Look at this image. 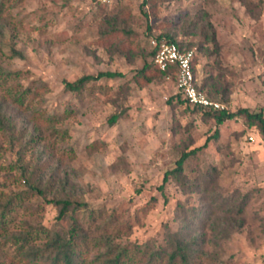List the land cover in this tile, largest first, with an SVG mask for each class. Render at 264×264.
Returning <instances> with one entry per match:
<instances>
[{
  "label": "rangeland",
  "instance_id": "374dc122",
  "mask_svg": "<svg viewBox=\"0 0 264 264\" xmlns=\"http://www.w3.org/2000/svg\"><path fill=\"white\" fill-rule=\"evenodd\" d=\"M2 3L0 72L20 75L0 80V200L30 185L46 197L34 194L12 214L0 234V264H24L19 235L39 226L67 232L71 215L91 243L157 249L168 232L181 231L195 239V264H264L258 125L243 115L218 124L181 103L174 74L152 64L150 42L167 35L193 49L196 83L218 110L264 115V0ZM99 72L117 75L78 93L65 89V81ZM39 86L22 107L12 101V89ZM205 143L175 171L184 151ZM51 198L87 206L59 219ZM90 242L87 260L100 264Z\"/></svg>",
  "mask_w": 264,
  "mask_h": 264
},
{
  "label": "trees",
  "instance_id": "16d2710c",
  "mask_svg": "<svg viewBox=\"0 0 264 264\" xmlns=\"http://www.w3.org/2000/svg\"><path fill=\"white\" fill-rule=\"evenodd\" d=\"M148 1V0H145ZM3 3L0 5V14L3 11ZM158 40L164 39L168 41L176 42L181 48L188 50L190 48L183 47L181 43L177 42L172 37L167 35L157 36ZM155 50H151L152 64L163 74H167V71H161L154 63L153 57ZM193 64L196 67L195 59ZM149 67L147 63L139 71L144 74V71ZM195 70V68H194ZM169 73H172L170 71ZM20 75V71L12 72H0V80L2 82L7 81L9 78H15ZM117 74L115 72H99L94 75H82L77 80L65 81V89L71 92L78 93L87 83L96 81L104 76L114 77ZM1 82V83H2ZM197 87L202 90V86L196 83ZM16 86H13V88ZM43 89V86L36 87L34 91L27 89L18 91L12 89L11 98L12 101L17 103L19 107L23 106L24 97L35 96ZM181 98V95L178 94ZM180 102H185L182 98ZM186 105H188L186 103ZM190 106V105H188ZM199 108V107H194ZM201 109V108H199ZM215 111V112H213ZM206 112L212 114L218 124L224 122L228 118H233L238 115H243L249 123H256L259 127L261 135L264 137V115L262 111L250 112L247 108H239L236 112H228L227 110L218 109H206ZM0 124L3 125L5 116H1ZM41 118L42 123L50 122L48 116ZM118 115L111 117V122L116 121ZM216 135V132L215 134ZM207 143V142H206ZM203 146L193 148L189 151H184L180 158L176 161L175 171L180 173L183 169V163L197 151L203 149ZM22 176L26 177L27 169L23 167ZM168 180V172L163 177V183L160 186V190H163L164 184ZM34 194H39L42 197L45 196V191L38 185H30L29 188L22 192H16L9 196H6L4 200H0V234L6 233V229L9 223L12 221V214L17 209L23 206V203L30 199ZM48 202L54 203L59 206L58 218L62 219L68 215L70 210L75 211L80 208H85L87 203L71 201L69 199H47ZM24 207V206H23ZM71 223L67 232L60 233L53 231L45 226H39L21 233L16 239L19 244L18 249L21 256L24 258V264H89L87 259L88 255V238L85 233L82 232L77 219L73 215L70 216ZM195 239L184 237L183 232L175 231L168 232L165 236L164 247H158L157 249L136 245L130 249L126 245L113 244L108 238L96 239L91 243V247H96L99 251L100 264H195L193 243ZM193 242V243H192ZM139 258H138V257ZM141 257V258H140ZM141 261V262H140Z\"/></svg>",
  "mask_w": 264,
  "mask_h": 264
},
{
  "label": "built area",
  "instance_id": "2783aa9c",
  "mask_svg": "<svg viewBox=\"0 0 264 264\" xmlns=\"http://www.w3.org/2000/svg\"><path fill=\"white\" fill-rule=\"evenodd\" d=\"M102 3L110 0H98ZM152 48L155 50L154 63L161 71H167L168 75L172 71L175 76L176 87L181 98L192 107H199L202 110L209 108L219 109L223 107L220 103L213 101L203 90L196 85L195 52L193 49L185 50L176 42L168 40H158L153 37L150 40ZM170 76V75H169Z\"/></svg>",
  "mask_w": 264,
  "mask_h": 264
}]
</instances>
